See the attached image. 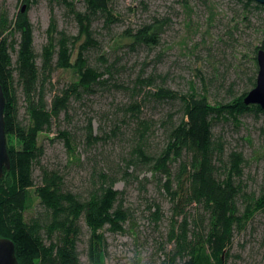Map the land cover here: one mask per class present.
Segmentation results:
<instances>
[{"label":"trees","instance_id":"16d2710c","mask_svg":"<svg viewBox=\"0 0 264 264\" xmlns=\"http://www.w3.org/2000/svg\"><path fill=\"white\" fill-rule=\"evenodd\" d=\"M21 8L10 16L6 6L0 7V85L5 98L3 111L9 170L0 179V238L14 244L18 264H81L79 242L83 227L88 233L86 258L88 264H105L107 228L121 233L131 219L124 207L122 192L115 189L117 179L102 169L94 171L91 185L83 193L67 188L65 178L57 171L41 166L45 155L39 137L58 128V138L76 161L73 136L60 130V118L69 117L73 102L85 94L94 95L97 88L108 86L117 71V62L97 54L100 67L89 65L91 51L99 49L93 37V24L102 18L105 29L113 23L112 0H80L83 11H75L72 0H50L71 7L77 23L76 36L58 31L51 15L47 43L40 54L34 49V29L28 12L37 0H18ZM244 10L250 7L264 11L252 0H236ZM188 6L189 0H180ZM25 8L24 11L22 9ZM167 20H151L136 30L127 29L117 45L128 43L132 48L159 46ZM264 50V38L253 54ZM257 66V64H256ZM254 65V69L256 67ZM57 70H72L76 81L61 87L48 99V86ZM257 71L251 74L239 96L226 103L212 105L206 94H200L190 84L187 94L179 95L157 86L156 78L138 76L130 91L132 100L120 108L124 120L135 124L132 140L135 147L126 166L150 169L165 196L171 201L168 232L169 250L164 259L153 264H227L234 234L243 231L254 216L264 212V185L255 192L243 184L245 158L241 152L226 150L222 138L213 133L215 122L247 115L264 114L257 105H245L244 98L255 87ZM203 87L206 81L202 78ZM117 90L122 86L116 84ZM152 88L156 91L151 92ZM149 89L140 102L141 90ZM229 96L232 90L228 91ZM19 97L24 99V114L20 115ZM157 103L181 102V119L169 113L157 121L165 128V146L159 155L146 152L152 123L142 119L144 101ZM85 140L91 145L102 137L92 136L88 124ZM39 169L38 181L35 171ZM162 180H160L161 182ZM29 218L26 214L36 210ZM154 221H159L158 208Z\"/></svg>","mask_w":264,"mask_h":264},{"label":"rangeland","instance_id":"374dc122","mask_svg":"<svg viewBox=\"0 0 264 264\" xmlns=\"http://www.w3.org/2000/svg\"><path fill=\"white\" fill-rule=\"evenodd\" d=\"M75 11H83L80 0H72ZM6 6L13 17L21 8L18 0H0V7ZM113 23L105 29L102 18L93 24V37L100 43L99 49L89 56L91 67H100L97 54L117 62L114 79L108 86L97 88L94 95L85 94L79 102H73L69 117L60 118V130L69 132L74 138L76 161H72L61 139L58 128L52 133L41 135L39 145L45 155L41 166L59 172L67 188L83 193L89 186L90 177L100 169L114 174L115 189L122 192L124 207L131 219L121 233L107 228L101 232L105 238V264H153L164 259L163 250L170 249L168 232L171 218V201L165 196L160 184L150 169L135 173L126 166L135 141L132 132L135 124L124 120L120 108L128 105L132 98L130 91L138 76H153L157 86L179 95L189 92L194 84L200 94H206L212 105L226 103L229 98L239 96L248 77L257 71L253 51L264 38V11L250 7L244 10L236 0H189L183 6L180 0H112ZM72 9L50 0H37L28 12L34 29V49L40 54L47 43V29L51 15L56 20L58 31L76 36L77 23ZM163 21L168 25L161 36V43L154 48H132L126 44L118 46L127 29L136 30L151 20ZM256 66L255 69L253 68ZM202 78L207 87L204 88ZM76 81L72 70H57L48 86L49 96L61 87ZM116 84L122 86L120 90ZM232 90L229 96L228 91ZM152 88L151 92H155ZM137 102L150 92L141 90ZM144 101L142 119L152 123L149 147L146 152L159 155L165 146V128L157 123L163 116L172 113L174 119H181V102L177 99L157 103ZM20 115L24 114V99L19 97ZM231 120L218 121L213 133L223 139L226 150L241 152L245 158L243 184L248 191H259L264 185V114L247 115ZM92 136L102 137L97 143L85 140L88 124ZM39 169L35 171L38 181ZM160 180H162L160 182ZM26 214L29 218L38 210ZM158 208L159 221L154 213ZM88 233L83 227L79 242L81 264H88L86 258ZM166 250V251H167ZM227 264H264V212L254 216L249 225L234 234Z\"/></svg>","mask_w":264,"mask_h":264},{"label":"water","instance_id":"95a60500","mask_svg":"<svg viewBox=\"0 0 264 264\" xmlns=\"http://www.w3.org/2000/svg\"><path fill=\"white\" fill-rule=\"evenodd\" d=\"M264 7V0H252ZM25 8L22 9L24 11ZM257 78L255 87L244 98L245 105H257L264 111V50L259 49L256 53ZM5 98L0 85V179L4 170H9L10 160L7 153L4 111ZM0 264H18L14 244L11 240L0 238Z\"/></svg>","mask_w":264,"mask_h":264}]
</instances>
